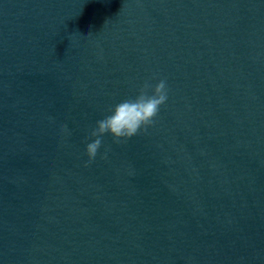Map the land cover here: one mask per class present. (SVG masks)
<instances>
[{"label":"water","instance_id":"obj_1","mask_svg":"<svg viewBox=\"0 0 264 264\" xmlns=\"http://www.w3.org/2000/svg\"><path fill=\"white\" fill-rule=\"evenodd\" d=\"M161 79L154 122L87 164ZM262 159L264 0H0V264H161Z\"/></svg>","mask_w":264,"mask_h":264},{"label":"clouds","instance_id":"obj_2","mask_svg":"<svg viewBox=\"0 0 264 264\" xmlns=\"http://www.w3.org/2000/svg\"><path fill=\"white\" fill-rule=\"evenodd\" d=\"M144 87L148 88L151 85L146 84ZM167 100V82L161 79L155 84L151 95H147L144 89H141L135 98L116 103L108 115L96 122L95 128L91 131L90 135L95 139L86 144L85 152L88 157L86 163H92L97 157L105 134H110L116 143L126 142L154 122L161 106ZM62 130L67 132V126H62Z\"/></svg>","mask_w":264,"mask_h":264}]
</instances>
